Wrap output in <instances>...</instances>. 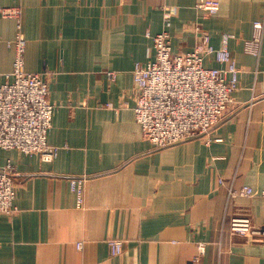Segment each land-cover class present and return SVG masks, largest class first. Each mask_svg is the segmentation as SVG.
Returning a JSON list of instances; mask_svg holds the SVG:
<instances>
[{"label":"crops","instance_id":"0c3cea01","mask_svg":"<svg viewBox=\"0 0 264 264\" xmlns=\"http://www.w3.org/2000/svg\"><path fill=\"white\" fill-rule=\"evenodd\" d=\"M200 1L0 0L21 9L25 71L49 74L47 143L58 148L50 162L0 150V168H14L16 208L0 216V264H264V236L229 232L237 215L264 230V34L257 54L245 50L264 0H214L210 16ZM197 26L215 48L232 36V103L207 136L156 149L135 121L132 70L154 59L151 37L162 31L174 53L191 52ZM16 30L0 17V85ZM204 65L224 68L212 57ZM81 175L77 208L68 178ZM241 186L253 195L230 197ZM109 240L123 242L120 254Z\"/></svg>","mask_w":264,"mask_h":264},{"label":"built area","instance_id":"2783aa9c","mask_svg":"<svg viewBox=\"0 0 264 264\" xmlns=\"http://www.w3.org/2000/svg\"><path fill=\"white\" fill-rule=\"evenodd\" d=\"M196 7L205 16L217 12L214 0H201ZM21 9L0 7V17L13 19L16 33L12 43L14 51L12 70L8 81L0 85V150H16L24 155H37L42 162L52 161L58 152L47 143L55 106L48 100V72L28 73L24 69L25 39L20 29ZM197 43L191 52L174 53L170 36L162 31L151 37L154 59L138 63L132 70L136 86L133 108L135 121L141 135L154 148L162 149L186 141L202 139L222 120L232 103L239 69L230 56L228 41L231 35L223 34L218 48L208 41V35L199 27ZM264 21L253 23V33L245 42V50L257 54ZM212 57L224 68L204 65ZM111 77V74H109ZM15 172L12 164L0 168V216L15 211ZM89 177L68 178L69 189L75 197L77 208L84 203V189ZM219 184H223L220 179ZM232 198L250 197L248 186L229 188ZM260 197L264 198V190ZM232 236L255 240L264 236V230L254 228L247 215H237L229 221ZM112 255L122 252L123 242L109 240ZM80 248V244L76 246ZM198 254L204 253V244L197 245ZM196 259V258H195Z\"/></svg>","mask_w":264,"mask_h":264}]
</instances>
